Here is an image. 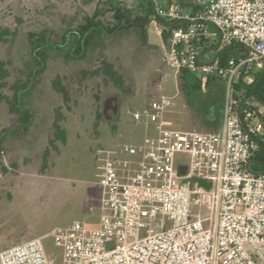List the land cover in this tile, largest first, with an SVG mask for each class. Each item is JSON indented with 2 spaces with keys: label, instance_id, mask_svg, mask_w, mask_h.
<instances>
[{
  "label": "rangeland",
  "instance_id": "1",
  "mask_svg": "<svg viewBox=\"0 0 264 264\" xmlns=\"http://www.w3.org/2000/svg\"><path fill=\"white\" fill-rule=\"evenodd\" d=\"M115 1L131 20L153 8L149 0H0V27L12 34L0 46L7 69L0 80V251L42 238L55 264H63L52 232L74 221L98 226L100 179L112 160L126 158L127 149L155 134L158 122L140 115L152 101L165 96L173 102L162 119L165 129L212 132L206 118L222 120L224 81L215 78L197 91L182 88L187 82L162 62L166 44L154 18L145 38L135 27L111 34L100 28L95 46L72 55L69 39L84 18L99 10L103 25H111ZM40 36L46 42L38 43ZM101 60L121 75L122 89L90 74ZM57 78L68 90L67 103L52 86ZM108 100L116 113L108 109L110 118L98 117ZM54 124L65 142L56 140ZM176 161L188 164L189 156L179 154Z\"/></svg>",
  "mask_w": 264,
  "mask_h": 264
},
{
  "label": "built area",
  "instance_id": "2",
  "mask_svg": "<svg viewBox=\"0 0 264 264\" xmlns=\"http://www.w3.org/2000/svg\"><path fill=\"white\" fill-rule=\"evenodd\" d=\"M149 1L163 20L187 24L163 45L165 66L202 84L210 76L223 78L221 128L165 129L162 119L173 102L165 96L152 101L140 115L158 122L155 134L127 149L126 158L112 160L100 179L98 226L74 221L52 232L63 264H264V173L249 167L264 147V107L241 101L245 89L235 90L242 75L247 82L263 68L264 0H194L195 15ZM196 40L217 42V49L238 44L246 56L222 68L217 59L201 60ZM179 154L189 163H177ZM0 264L51 261L43 239L35 238L1 250Z\"/></svg>",
  "mask_w": 264,
  "mask_h": 264
},
{
  "label": "trees",
  "instance_id": "3",
  "mask_svg": "<svg viewBox=\"0 0 264 264\" xmlns=\"http://www.w3.org/2000/svg\"><path fill=\"white\" fill-rule=\"evenodd\" d=\"M100 1V0H98ZM153 8L151 9V13L143 15V16H136L133 20L129 18V16L126 14L125 9L121 8V5L119 2L115 1L111 7V10H109L112 19V24L108 26H104L101 17L103 16L102 13L99 10H95L93 15L87 16L84 18V23L80 24L78 28L75 30L77 32V35L80 37V41H82V45H80L76 52L79 53L82 50L84 51L86 49V53L90 50L91 46H95L96 43L94 42L95 37L97 34L101 33V29L105 33L111 34L114 33L117 29L124 30L127 29V27H135L140 30L142 37H146L147 33V25L149 24L150 20L154 18L158 24L161 27V39L163 44H168L169 39L171 37L172 30L178 28V27H186L187 24L184 21H170L167 22L160 18V16L156 13L154 4L151 2ZM181 8H191V15H195L198 12V7L196 5L186 6L183 4H180ZM11 32L8 29H4L0 27V46L2 44H5L8 41V38L10 37ZM65 37H63V40ZM193 45L198 49L200 53L207 52L210 49H217V42H204V41H194ZM84 48V49H83ZM216 59L218 60V63L220 67L227 68L228 62L230 59H233L235 62H237L239 59H242L246 56V50L238 44H231L228 46H225L224 48L217 49L216 51ZM264 63V62H263ZM91 75H102L106 80L113 83L117 88L122 89L123 87V78L121 75L114 70V68L109 64L106 60H101L98 63L94 64L93 71L90 72ZM7 76V69L6 64L2 61H0V80L6 78ZM192 79L195 82H188V80ZM195 77L186 71H182L180 73V79L187 82V85H183L182 88L187 89L191 88L192 91H197L201 89L202 82L200 80L194 79ZM220 79L223 80V78L218 76H210L207 78L204 86H207L211 80L214 79ZM245 75H242L240 77L239 83L235 85V90L240 91L242 88L245 89V92L242 94L240 100H251L257 104H260L264 107V64L263 68L260 70L253 71L248 75L247 82L245 81ZM224 81V80H223ZM1 86V84H0ZM53 88L62 96L63 101L67 103L69 101V93L65 86H63L60 83L59 78L55 79L52 83ZM17 89L21 90L24 89V86L18 87ZM18 91V90H17ZM223 107H224V99L222 103V117H223ZM12 109H15L16 111V99L14 101V104H12ZM98 117H104L103 114H99ZM207 121L211 123L212 126V133L218 132L221 128L222 120L214 119L212 117H207ZM26 123L25 116L22 118V122ZM262 121L264 122V113L262 116ZM54 135L56 140H60L62 142H65V133L63 130L60 129L59 125L54 124ZM53 143V142H51ZM250 170L253 172H259L264 173V147L255 155V157L252 160V163L250 164ZM203 187H208L206 184H201ZM45 245V244H44ZM46 247V251L49 255L51 264H55L53 259L51 258V254L49 249Z\"/></svg>",
  "mask_w": 264,
  "mask_h": 264
},
{
  "label": "crops",
  "instance_id": "4",
  "mask_svg": "<svg viewBox=\"0 0 264 264\" xmlns=\"http://www.w3.org/2000/svg\"><path fill=\"white\" fill-rule=\"evenodd\" d=\"M159 3L163 6V7H166V8H168V7H175V6H177V7H179V8H181L180 7V4H183V5H186V6H191V5H195V3H194V0H160L159 1ZM183 11H185L186 13H190L191 14V8H181ZM216 50L215 49H210L209 51H207V52H203V59H209L208 58V55H209V53H213V52H215ZM249 102H251V103H254L253 101H251V100H249ZM258 108H261V109H263L262 108V106L261 107H258ZM206 133H208V132H206ZM19 244V243H18ZM7 248V247H6ZM5 249V248H4Z\"/></svg>",
  "mask_w": 264,
  "mask_h": 264
},
{
  "label": "flooded vegetation",
  "instance_id": "5",
  "mask_svg": "<svg viewBox=\"0 0 264 264\" xmlns=\"http://www.w3.org/2000/svg\"><path fill=\"white\" fill-rule=\"evenodd\" d=\"M73 35H74V39H73V41H71V39L72 38H70L69 40V42H70V44L72 45V47H74L73 48V50H72V55L73 56H76V57H78L77 55L78 54H80V52L79 53H77L76 52V50H77V48L80 46V45H82V41H80V37L76 34V33H73ZM72 35V36H73ZM66 36V35H65ZM66 39L67 38H65L64 40H63V38H62V42H60V44H63L65 41H66ZM46 40L47 39H44V36H40L39 37V39H37V42L38 43H41V42H46ZM40 48V44H38V45H36V50H38ZM72 49V48H71ZM82 52V51H81ZM83 53H84V51H83ZM83 53L81 54V55H83ZM39 53H37V56H39V58L41 59V61L43 60V58L42 57H40V56H43L44 54H42V55H38ZM47 59V58H46ZM45 58H44V60L42 61L43 63L45 62V60H46ZM40 61V62H41ZM39 64H41V63H39ZM115 107V105H111V103H110V107H109V110L112 112V114H115L116 112H114L113 111V108ZM106 118V117H105ZM108 118H110V117H108Z\"/></svg>",
  "mask_w": 264,
  "mask_h": 264
},
{
  "label": "water",
  "instance_id": "6",
  "mask_svg": "<svg viewBox=\"0 0 264 264\" xmlns=\"http://www.w3.org/2000/svg\"><path fill=\"white\" fill-rule=\"evenodd\" d=\"M83 49H84V48H83ZM109 107H110V100L106 101V102L104 103V106H103V116L106 117V118H108V116H107V110L109 109ZM116 110H117V106H115V107L113 108V111H114V112H116ZM178 173H179L180 175H185V174H186V168H185V167H179V168H178Z\"/></svg>",
  "mask_w": 264,
  "mask_h": 264
}]
</instances>
